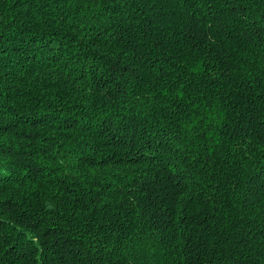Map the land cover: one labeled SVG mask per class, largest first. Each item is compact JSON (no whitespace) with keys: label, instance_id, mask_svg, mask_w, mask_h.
Masks as SVG:
<instances>
[{"label":"trees","instance_id":"1","mask_svg":"<svg viewBox=\"0 0 264 264\" xmlns=\"http://www.w3.org/2000/svg\"><path fill=\"white\" fill-rule=\"evenodd\" d=\"M0 264H264V0H0Z\"/></svg>","mask_w":264,"mask_h":264}]
</instances>
